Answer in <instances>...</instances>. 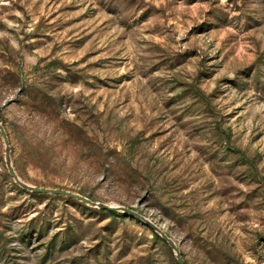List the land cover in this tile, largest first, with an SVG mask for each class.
<instances>
[{
    "label": "rangeland",
    "instance_id": "rangeland-1",
    "mask_svg": "<svg viewBox=\"0 0 264 264\" xmlns=\"http://www.w3.org/2000/svg\"><path fill=\"white\" fill-rule=\"evenodd\" d=\"M0 123L24 183L264 264V0H0ZM116 213L19 187L0 135V264H177Z\"/></svg>",
    "mask_w": 264,
    "mask_h": 264
},
{
    "label": "water",
    "instance_id": "water-1",
    "mask_svg": "<svg viewBox=\"0 0 264 264\" xmlns=\"http://www.w3.org/2000/svg\"><path fill=\"white\" fill-rule=\"evenodd\" d=\"M0 135L2 137L4 147H5V165H6L7 173L12 178L14 183H16L19 187H21L22 189H24L28 192L38 193V194L60 195V196H64V197H67L70 199L80 201V202H82V203H84L90 207H93V208H99V209L106 210V211L124 212L130 216H133V217L139 219L141 222H143L147 227H149L155 234H157L169 246V248L171 249V251L174 254V257L176 259L177 264H183V259L181 257V254H180L175 242L170 237H168L165 234V232L159 226L153 224L144 216H142V215H140V214H138V213H136V212H134L128 208H125V207L105 205V204H102L99 202L92 201L85 196H82L78 193H74V192H71L68 190H64V189H60V188L36 187V186H32V185H29V184L21 181L19 179L17 173L13 169L12 164H11L10 151H9V147H8L7 136H6L5 130H4L1 123H0Z\"/></svg>",
    "mask_w": 264,
    "mask_h": 264
},
{
    "label": "trees",
    "instance_id": "trees-1",
    "mask_svg": "<svg viewBox=\"0 0 264 264\" xmlns=\"http://www.w3.org/2000/svg\"><path fill=\"white\" fill-rule=\"evenodd\" d=\"M107 213L111 214V215H117V213L115 211H107ZM152 233H153L155 238H157V239L159 238V236L157 234H155L154 232H152Z\"/></svg>",
    "mask_w": 264,
    "mask_h": 264
},
{
    "label": "bare ground",
    "instance_id": "bare-ground-1",
    "mask_svg": "<svg viewBox=\"0 0 264 264\" xmlns=\"http://www.w3.org/2000/svg\"><path fill=\"white\" fill-rule=\"evenodd\" d=\"M161 228V227H160ZM163 231H164V229L163 228H161Z\"/></svg>",
    "mask_w": 264,
    "mask_h": 264
}]
</instances>
